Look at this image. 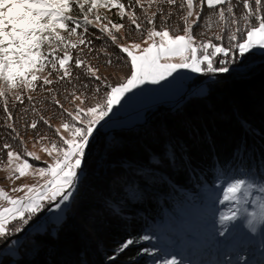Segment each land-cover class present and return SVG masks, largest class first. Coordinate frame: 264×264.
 <instances>
[{
  "label": "snow or ice",
  "instance_id": "snow-or-ice-1",
  "mask_svg": "<svg viewBox=\"0 0 264 264\" xmlns=\"http://www.w3.org/2000/svg\"><path fill=\"white\" fill-rule=\"evenodd\" d=\"M165 5L169 6L166 13ZM154 6L155 10H152ZM172 6L179 10V18L183 22L182 35L171 34L181 30L179 26L172 28L168 23L173 15ZM113 8L117 9L121 19L127 17L130 22L128 35H131V26L134 25L135 32L145 37L143 44L146 47L136 42L119 43L117 33L125 29V25L101 15V10L111 11ZM137 8L142 15H137ZM202 21L204 31L199 35L205 38L198 40L194 31L201 27ZM90 27L98 28L102 34L96 39L106 37L124 55H117L116 61H113L106 48L95 49ZM208 32H213V35L208 36ZM225 39L227 44L223 43ZM94 49L97 56L93 59L103 52L107 65L120 62L121 66L128 68L127 77L112 84L98 75L99 68L88 59ZM257 52L264 55V0H133L131 5L122 0H0V113L3 114L0 116L3 121L0 129H4V135L0 136L3 141L0 143V153L3 154L0 155V170L8 171V180L32 176L41 181L13 187L11 192L23 193L19 197H13L0 187V241H4L3 248L11 250L16 246V251H19L23 247L20 241L8 238L24 231L23 226L29 225V221L46 207L54 205L59 210L62 205L69 206L86 175L87 161L94 148V134H98L97 126H102V121L107 123L106 118L128 93L143 85H158L181 69L204 76L229 73L231 65L238 60H246V54L256 55ZM94 81L99 83L93 84ZM102 88L103 99L85 106L89 91L95 98ZM37 90L46 93L39 103L50 102L53 117H46L33 104L31 93ZM25 92L29 94L27 100L33 106L24 108L20 119L24 120L26 129L34 130L35 143H40L41 151L51 158L50 163L45 161L46 167H36L31 162L40 160V156L28 151L9 109V93H13L14 99L23 104ZM61 96L73 106L71 110L64 107L58 98ZM29 114L34 117L30 121L26 118ZM53 118L60 120L58 127H53ZM240 123L247 135H261L247 122ZM50 132L56 139H50ZM45 140L49 141L47 145L43 144ZM12 142H17L15 147ZM261 147L264 148V145ZM248 152L246 141H242L234 154L231 169L220 165L221 175L230 182L223 188V199L218 202L232 207L219 215L220 230L215 229V221L212 223L210 246L215 251L222 250L223 254L210 264H241L244 255L248 259L243 264H264V227H260L259 240L249 234L264 226V156L249 161L251 166L246 169ZM166 160L170 167L179 166L173 145L167 146ZM160 164L161 160L153 156L147 166L129 167L136 180L148 185L157 179L155 166ZM254 170L256 175H253ZM124 192L129 198L143 195L135 180ZM216 202L212 201L213 206ZM106 206L119 215V208L108 202ZM242 214L244 220H241ZM46 219L59 224L61 218L51 216ZM15 221H19L20 226L9 228ZM236 221L241 223L236 224ZM245 224L248 231H243ZM43 230L41 227L40 231ZM149 238L144 235L126 239L108 260L114 261L129 246ZM160 250L168 254L166 247ZM228 255L234 258L225 260L224 256ZM155 259L160 257H155L153 264ZM0 264L3 262L0 261ZM163 264L197 262L180 261L173 257L163 260ZM199 264L209 262L200 261Z\"/></svg>",
  "mask_w": 264,
  "mask_h": 264
},
{
  "label": "trees",
  "instance_id": "trees-1",
  "mask_svg": "<svg viewBox=\"0 0 264 264\" xmlns=\"http://www.w3.org/2000/svg\"><path fill=\"white\" fill-rule=\"evenodd\" d=\"M172 7L173 15L168 23L172 28L178 27L173 24L183 27L178 8ZM164 8L166 13L169 6L165 5ZM135 10L137 15H142L141 10ZM152 10H155V6ZM125 19L127 18L121 19L119 15L113 16L115 23L125 24L128 21ZM159 21L158 13V28ZM202 24L203 21L201 27L194 31L198 40L205 38L199 35L204 31ZM134 27H131L132 35L136 34ZM179 27V33H173L181 34L182 27ZM89 32L92 34L95 49L106 48L112 54L113 61H116L117 55H124L119 53V49L106 37L96 39L97 35H102L98 28L90 27ZM212 35L213 32H208V36ZM223 43L227 44V40ZM95 49L88 59L93 66L101 70L98 75L107 78L112 84H117L127 77L128 68L121 66L120 62L107 65V57L103 52H99L98 58L93 59V56H97ZM103 68L113 71L106 74L107 70ZM233 68L237 71L233 72ZM202 77L201 80L204 81ZM215 77L214 81L207 83V92L204 95L185 97L181 104L175 107H159L149 112L146 121L137 127L120 128L96 135L93 151L87 161L86 175L67 207L64 219L59 224L46 221L45 225V221H42L45 215L38 214L29 225L23 226L24 231L8 238L20 241L23 247L19 251H16V246L11 250L4 249V241H0V249H3L0 251V261L3 264H15L16 261L20 264H137L136 257L140 253V247L137 245L129 246L119 253L114 261L105 262L104 259L109 254H115L119 246L117 243L130 237L135 239L147 226L152 227L155 220L162 218L164 209L174 211L177 204L175 200L184 198V193L175 188V185L180 188L201 189L204 184H213L214 179L221 175L220 165H225L226 168L232 165L236 149L242 141H246L249 148L245 161L246 169L251 166L249 161L259 160L264 156V148L261 147L264 145V55L248 53L246 60H238L236 64L231 65L229 73L216 74ZM83 82L86 83L87 79L84 78ZM96 83L99 82H93ZM103 93L102 88L101 92L92 98V92L89 91L86 103L92 105L101 101ZM27 95L29 94L25 92L23 104L15 100L14 95H8L13 121L24 141L27 137L36 138L34 130L26 129L24 120L20 119L24 115L22 110L33 106L29 104ZM31 95L33 104L42 114L53 117L50 102H45L44 105L39 103L46 93L37 90ZM58 98L65 108L70 105L62 96ZM46 107L47 111H44ZM2 115L0 113V116ZM26 118L30 121L34 117L29 114ZM57 121L60 120H51L53 127ZM241 121L247 122L261 135H247L241 127ZM2 122L0 119V123ZM3 135L4 129H0V136ZM51 136L50 132L49 137ZM2 142L0 140V143ZM12 143L15 147L17 142ZM168 145L174 146L179 161L178 167H170L167 163ZM153 156L161 160V164L155 166L157 179L148 185L135 179L143 195L133 203L124 192L135 177L129 165L147 166ZM162 193L176 196L171 201L163 196L164 208L158 201ZM121 199L125 200V203H119ZM106 202L122 212L132 213V217L114 214L106 206ZM126 204L131 206V209H127ZM41 227L43 231H40ZM36 245L38 247H35Z\"/></svg>",
  "mask_w": 264,
  "mask_h": 264
},
{
  "label": "rangeland",
  "instance_id": "rangeland-1",
  "mask_svg": "<svg viewBox=\"0 0 264 264\" xmlns=\"http://www.w3.org/2000/svg\"><path fill=\"white\" fill-rule=\"evenodd\" d=\"M122 2L131 5L133 0H122ZM101 15H107V18L115 23L113 16H117V9L113 8L111 11L101 10ZM127 18V17H125ZM195 17H193L194 19ZM127 20V19H125ZM125 29L117 33L119 38V43L121 44H131L132 42L141 43L142 47L147 45L143 44V39L139 32L134 35H128L127 29H129L130 22L127 21L125 24ZM173 26H181L180 24ZM132 27V26H131ZM149 27V26H147ZM151 27V26H150ZM179 33V32H177ZM173 35H182L171 33ZM127 36V38H126ZM259 53V52H257ZM260 54V53H259ZM178 62V61H177ZM105 69V68H103ZM243 69V68H241ZM100 70V69H99ZM105 73L112 72V69H105ZM101 71V70H100ZM101 74V72H98ZM203 76V77H202ZM201 77L204 78L201 80ZM215 76L206 77L204 75L191 73L186 69H181L174 73L173 76L168 77V79L161 81L158 85H143L141 88L134 89L133 92L128 93L124 100H121L120 104L116 105L113 109V113L110 114L106 121H102V126H97L98 134L101 132L114 131L120 128H132L137 127L144 123L147 118V114L151 111L156 110L159 107L164 106H177L185 99V97H190L193 95H204L207 92V83L214 81ZM9 95H14L9 93ZM131 97L132 99H129ZM78 103V102H77ZM85 106H90L86 103ZM67 109L71 110L72 105L66 106ZM60 121L54 122V126L58 127ZM98 134H94L95 136ZM50 139H56L53 135ZM36 138L27 137L25 139L28 151L35 152L40 156V160L31 161L36 167H46L45 161L51 162V158L48 157L44 152L41 151L42 145L40 143H35ZM49 143L48 140L43 141L44 145ZM30 159V158H29ZM232 165L227 167L231 169ZM231 174V173H230ZM9 175L8 171L0 170V187L8 191L13 197H19L23 193L11 192L13 187H20L23 184H34L39 183L37 179L32 176H25L21 179L12 181L6 179ZM253 175H256L255 170ZM258 178V177H257ZM133 181L135 177L132 178ZM230 180L224 176L220 175L214 179V183L204 184L202 188L184 187L180 188L175 185V188H179L182 193H184L183 199H176V206L174 211L165 210L162 211V218L155 220L152 227L147 226L140 236L148 235L150 238L148 240L140 239L137 245L140 253L136 257L137 264H153L155 257H160V259H155V264H163V260L172 259L173 257L180 261L193 260L199 264L200 261L205 262H215L222 256V250L215 251V249L210 246L209 232L212 229V223L215 221V229L220 230L222 225L219 223V215L223 212H227L232 205L228 203H219V200L223 199V188ZM135 183L136 180H135ZM127 187V186H126ZM163 196L171 201L173 198L172 194L162 193V199L158 198L159 204L164 208ZM140 197L130 198L131 201L139 200ZM212 201H217L214 206ZM125 203V200H119V203ZM71 203V202H70ZM127 209H131V206L126 204ZM49 209H52L50 211ZM67 207L61 206V209L57 210L54 205H50L45 208V210L39 214L45 215L43 222L46 225L47 217L56 216L60 217V222L65 217ZM249 210H252L249 206ZM121 216H126L127 218L132 217V213L120 211ZM241 220H244L243 214L241 215ZM30 222V221H29ZM59 222V223H60ZM236 224H240L241 221H236ZM14 226H20L19 221H15L9 225V228ZM260 227L257 232L249 233L257 240L260 239ZM228 228L231 229L232 225L229 224ZM243 231H248L246 224ZM227 235V233H225ZM158 237L160 239H158ZM223 239V237H219ZM120 241L118 245L122 243ZM110 247L109 244H107ZM132 246V245H131ZM167 248L168 254L161 252V248ZM107 247H102V249ZM118 248V247H117ZM116 248V249H117ZM146 249V251H145ZM199 254H206L207 256L203 259L196 258ZM109 254L104 259L108 262ZM234 257L232 255L224 256L225 260H232ZM248 259L247 255H244L241 259V264Z\"/></svg>",
  "mask_w": 264,
  "mask_h": 264
},
{
  "label": "bare ground",
  "instance_id": "bare-ground-1",
  "mask_svg": "<svg viewBox=\"0 0 264 264\" xmlns=\"http://www.w3.org/2000/svg\"><path fill=\"white\" fill-rule=\"evenodd\" d=\"M204 256L206 257L207 255L206 254H199L196 258H200V259H203L204 258Z\"/></svg>",
  "mask_w": 264,
  "mask_h": 264
}]
</instances>
